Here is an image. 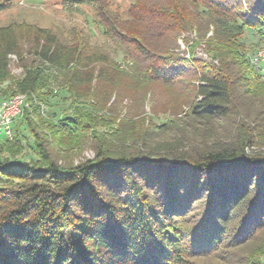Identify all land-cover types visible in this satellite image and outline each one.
I'll use <instances>...</instances> for the list:
<instances>
[{
  "label": "trees",
  "instance_id": "1",
  "mask_svg": "<svg viewBox=\"0 0 264 264\" xmlns=\"http://www.w3.org/2000/svg\"><path fill=\"white\" fill-rule=\"evenodd\" d=\"M70 2L95 5L132 65L77 35L0 27V94L29 101L13 139L0 138V264H189L221 246L250 263L264 256V76L242 42L247 28L264 35V0H137L127 19L106 0ZM193 27H213L212 61L175 51ZM157 87L175 97L173 110L188 107L190 136L175 141L144 118L124 133L128 116L122 130L96 131L103 111L115 123L114 95L137 90L140 105ZM60 90L74 113L55 119L41 104ZM85 149L93 158L75 164Z\"/></svg>",
  "mask_w": 264,
  "mask_h": 264
},
{
  "label": "rangeland",
  "instance_id": "2",
  "mask_svg": "<svg viewBox=\"0 0 264 264\" xmlns=\"http://www.w3.org/2000/svg\"><path fill=\"white\" fill-rule=\"evenodd\" d=\"M136 1L106 0V4L109 10L118 14L121 19H127L129 17L128 10ZM100 3L102 2L100 1ZM0 4H3L4 7L6 6L0 10V27L12 24L35 25L42 28H50L53 31L63 34L66 38L77 35L80 38L88 40L93 45H102L103 49L110 52L119 65L122 64V67L132 65L130 60L125 59L126 54L124 51L114 41H111L104 35L103 28L98 23L99 19L95 5L70 2V0H0ZM212 35L213 27L209 28L205 36H202L196 27L184 30L178 36L177 49L175 51L186 58L189 56L191 58H200L206 62L212 61L213 57L208 51L207 45V40ZM242 42L250 51L249 55L251 57L254 53L264 48V35L256 28H247L242 37ZM254 49L256 50L252 52ZM9 68L12 76L19 77L22 73V67L16 58L10 57ZM7 84L8 81L1 83L0 88L6 87ZM56 93L58 95L51 100L50 107L47 104H41L42 109L46 113L45 115L53 116L55 119H58L61 115H73L74 110L71 107V102L64 100L67 95L61 92V90ZM139 96L140 94L137 90L128 92L126 96L124 95L119 100H116L114 95L110 103L118 101V117L113 115L115 123H112L113 125L109 124L110 126H108L109 117L112 115L110 112L103 111L99 114L96 131L110 135L115 128L122 130L117 123L124 116H128L127 119L125 118L128 121L125 123L124 133H127L130 130L129 128L133 127V123L136 120L144 118L146 125L151 130L154 129V125L160 126L167 124L166 128H172L175 131V133L169 135L175 141L178 138H185L186 135L188 136V133L189 136L192 134L193 123L185 116L188 107L184 105L178 111H176L177 109L173 110L170 105H172L171 103L175 100V97L169 90L157 87L154 92L148 93L140 105L139 102L131 99L138 98ZM195 126L197 127V125ZM160 142L161 140H157L156 143ZM93 156L94 152L91 149H85L82 155L75 156L74 163L78 164L81 160H85L86 158L90 159ZM178 226L186 230L189 224L180 222ZM183 236L189 235L184 234ZM186 240L189 241L188 237H186ZM234 252L236 251H224V247L221 246L217 250L208 249L207 251H201V253L194 257H188V262L189 264H264V256L256 257L250 263V254L248 255V252L242 251L238 255H235ZM225 254H229L228 256H230L228 262L224 261Z\"/></svg>",
  "mask_w": 264,
  "mask_h": 264
},
{
  "label": "built area",
  "instance_id": "3",
  "mask_svg": "<svg viewBox=\"0 0 264 264\" xmlns=\"http://www.w3.org/2000/svg\"><path fill=\"white\" fill-rule=\"evenodd\" d=\"M10 57L17 59L15 55ZM250 59L255 70L264 76V48L254 53ZM27 108L29 101L26 94L16 93L10 97L0 94V138L13 139L14 125Z\"/></svg>",
  "mask_w": 264,
  "mask_h": 264
}]
</instances>
